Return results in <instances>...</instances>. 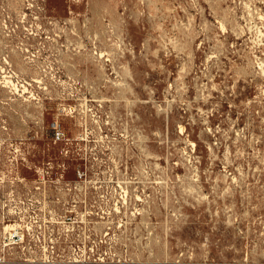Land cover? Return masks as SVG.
<instances>
[{
  "label": "rangeland",
  "instance_id": "rangeland-1",
  "mask_svg": "<svg viewBox=\"0 0 264 264\" xmlns=\"http://www.w3.org/2000/svg\"><path fill=\"white\" fill-rule=\"evenodd\" d=\"M0 264H264V0H0Z\"/></svg>",
  "mask_w": 264,
  "mask_h": 264
}]
</instances>
